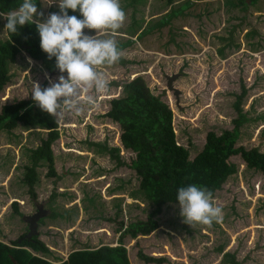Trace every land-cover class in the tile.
Listing matches in <instances>:
<instances>
[{"label": "rangeland", "instance_id": "374dc122", "mask_svg": "<svg viewBox=\"0 0 264 264\" xmlns=\"http://www.w3.org/2000/svg\"><path fill=\"white\" fill-rule=\"evenodd\" d=\"M40 1L38 11L47 19L49 8L57 3ZM186 1L172 0L175 14L169 16L167 0H120L126 21L116 39L119 49L125 45L120 49L123 56L101 69L108 88L99 95L86 93L85 100L87 95L94 97L92 105L59 124L60 137L52 146L57 175L46 177L47 168H37L35 200L23 177L30 165L29 150L46 137V130H26L20 123L11 131L0 130V241L11 245L27 229L23 216L33 214L35 205L43 202L49 213L38 222L39 239L62 258L78 248L115 245L123 232L121 222L125 228L146 219L152 207L138 186L139 178L132 169L118 166L103 148L118 146L122 160L131 158L121 146L119 126L103 115L109 99L122 96L121 85L136 75H142L150 91L168 103L176 141L189 147L190 159L202 149L207 132L219 135L234 127L236 94L243 84L248 92L241 107L250 119L240 127L237 145L264 150V0H245L246 6L241 0H191L192 5L184 7ZM4 29L5 19L0 17V40L7 37ZM85 33L95 34L87 29ZM8 71L11 80L0 92V107L29 99L33 82L48 87L60 75L50 76L24 51ZM174 73L179 74L172 83L178 99L167 87V76ZM230 161L237 172L214 197L223 210L222 222L193 229L183 223L178 204H165L158 228L150 235L131 239L132 246L130 237L124 236L130 264H158L139 259L138 250L164 258L159 264H230L224 252L235 253L240 264H264V175L246 168L239 155ZM114 191L120 197L115 198ZM73 197L81 198V212L65 208ZM78 215L80 229H95L86 234L70 226L74 232L68 244L51 236L55 230L50 226L73 223Z\"/></svg>", "mask_w": 264, "mask_h": 264}, {"label": "trees", "instance_id": "16d2710c", "mask_svg": "<svg viewBox=\"0 0 264 264\" xmlns=\"http://www.w3.org/2000/svg\"><path fill=\"white\" fill-rule=\"evenodd\" d=\"M22 2L23 0H0V12L6 14L16 10ZM33 2L39 10L41 1L33 0ZM240 2L246 6L245 0ZM167 3L171 6L173 2L167 0ZM183 5L188 7L192 5V1L187 0ZM231 5L235 6L234 3ZM49 11L59 12L58 4L51 6ZM172 12L171 6L169 16ZM69 15L82 18L79 12L72 10H69ZM168 20L169 18L165 21ZM6 23L5 20V25ZM6 33L7 37L0 40V92L11 80L9 64L14 63L22 51L31 59L39 61L46 71L57 70L55 58L49 60L41 49L40 36L35 24L26 25L15 34L7 31ZM121 88L123 95L109 99V109L103 116L119 126L121 146L131 152V158L128 162L122 160L118 146L111 148L103 146V148L116 160L118 166L132 169L139 178L138 186L152 207L147 212L146 219L133 221L131 226L125 228L121 222L120 227L123 232L119 234L115 246L105 244L95 248L76 249L71 251L65 260L57 259L58 257L52 255L51 249L39 239V236L27 239L25 237L27 226L25 232L11 241V245L0 241V264H130L127 248L123 242L124 236L128 235L135 239L138 236H148L156 230L157 219L162 213L163 206L169 203L178 204L176 195L180 187L189 184L204 186L211 190L215 197L216 192L220 191L228 179L237 172V166L230 161V157L236 155L240 156L246 168L255 169L264 175V150L237 145L239 129L250 119L245 115L247 111H243L241 107L248 92L243 84L241 91L236 94L234 106L237 116L233 120L234 127L230 130L224 129L219 135L213 131L207 132L202 149L192 159H190L189 147L176 141L171 108L167 102L150 91L143 76L136 75L125 81ZM19 123L26 130L35 128L46 130V137L39 145L29 150L30 165L25 166L26 172L23 177V182L28 187V194L35 200L37 198L35 185L39 181L37 168L45 166L46 177L57 175L52 146L60 137L59 125L49 114L42 112L36 106L32 97L1 105L0 130L11 131ZM11 204L16 203L13 201ZM223 255L229 256L230 264L241 263L236 259L235 253L224 252ZM136 256L145 263L164 262V258L146 255L142 250H138Z\"/></svg>", "mask_w": 264, "mask_h": 264}, {"label": "clouds", "instance_id": "9594fccd", "mask_svg": "<svg viewBox=\"0 0 264 264\" xmlns=\"http://www.w3.org/2000/svg\"><path fill=\"white\" fill-rule=\"evenodd\" d=\"M54 3L59 12L50 13L47 19H42L44 14L33 0H23L16 10L0 12V17L7 21L4 31L12 34L35 24L42 51L49 60L55 58V68L61 73L57 81L50 80V86L44 88L33 82L31 97L59 125L68 116L81 114L85 105H92L94 97L87 95L85 100L86 93L99 95L108 88L101 69L115 65L123 56L116 36L125 24L126 13L120 0H54L50 4ZM69 10L79 12L82 18L69 15ZM85 29L95 34H86ZM176 200L183 223L193 229L223 220V210L207 187H180Z\"/></svg>", "mask_w": 264, "mask_h": 264}, {"label": "crops", "instance_id": "0c3cea01", "mask_svg": "<svg viewBox=\"0 0 264 264\" xmlns=\"http://www.w3.org/2000/svg\"><path fill=\"white\" fill-rule=\"evenodd\" d=\"M85 174V172H83V174L82 175H79V177H83V175ZM74 175V173L72 174V175H69L70 177L71 176H73ZM90 176H93V175H90ZM74 177V176H73ZM66 178V177H65ZM68 178H66V180H67ZM101 179V178H100ZM80 179H76V180H74L73 179V181L75 182V183H77L78 181H79ZM66 182V181H65ZM73 182V183H74ZM75 183L74 184H72V185H75ZM67 189V188H66ZM68 190H70V191H72V190H74L75 191V189H71L70 187L68 188ZM76 192V191H75ZM56 194V193H55ZM79 194V193H78ZM77 194V195H78ZM104 194L106 195V190H105V192H104ZM122 194V193H121ZM104 195V197L106 198V197H110V196H105ZM112 195H115V198L116 197H120L119 195H120V192H118V191H114L113 192V194ZM75 196V195H74ZM74 199H72V200H70L69 201V203L71 204V205H67L65 208H76V209H78V212H81V201H80V199H79V201L77 200L78 199V197H73ZM131 200H135V199H131ZM44 203V202H43ZM68 203V204H69ZM49 211V210H48ZM80 215H81V213H80ZM82 219V218H81ZM60 222V221H59ZM80 223H82L81 221H80V216L78 215V217L76 218V221H74L73 223H70V222H68V221H65V222H62V224H60V225H57V224H55L54 225V227H52L51 228V226H50V228L49 229H53V230H55L54 232H52L51 233V236L52 237H54V238H57V237H59L60 238V240L62 241V242H64V243H69L70 242V239H71V234L70 233H72V235H73V232L74 231H72V227H74V229L75 230H78V231H80V233H86V234H88V232H90L91 230H93V229H95V228H93V227H90V229H80ZM70 226H72V227H70ZM87 226V225H86ZM55 228V229H54ZM91 228H93V229H91ZM102 228H104V227H102ZM104 230H105V232H106V234H108L109 233V230L107 229V228H104ZM83 231V232H82ZM117 230H115V232H116ZM50 232V231H49ZM96 232V231H95ZM94 232V233H95ZM100 232H102V231H98L97 233H100ZM117 233H119V232H117ZM53 235H57L56 237L55 236H53ZM146 237V236H145ZM131 239L132 238H130V240H129V245H131L132 244V242H131ZM76 243H78V242H76ZM80 244V243H79ZM110 245H112V244H110ZM126 246V245H125ZM132 246V245H131ZM127 247V246H126ZM79 249V248H78ZM127 249H129V247L127 248ZM53 251V250H52ZM51 251V252H52ZM65 254V253H64ZM69 254V253H68ZM68 254L66 255H64V257L62 258L61 256H58V258L57 259H62V260H65L66 258H67V256H68ZM52 255H54V253H52ZM55 256V255H54ZM62 256H63V254H62ZM57 257V256H56Z\"/></svg>", "mask_w": 264, "mask_h": 264}, {"label": "water", "instance_id": "95a60500", "mask_svg": "<svg viewBox=\"0 0 264 264\" xmlns=\"http://www.w3.org/2000/svg\"><path fill=\"white\" fill-rule=\"evenodd\" d=\"M247 2H249V0H247ZM56 74H61L58 69L49 72L50 76ZM178 76L179 74L177 73L167 76V87L169 90H173L176 99H178L179 91L173 87L172 83ZM35 209L36 211L33 214L23 216V220L28 226V231L25 235L27 239H31L32 236H38V222L39 220L46 217L49 213V211L44 208V203L36 204Z\"/></svg>", "mask_w": 264, "mask_h": 264}, {"label": "flooded vegetation", "instance_id": "af4514ba", "mask_svg": "<svg viewBox=\"0 0 264 264\" xmlns=\"http://www.w3.org/2000/svg\"><path fill=\"white\" fill-rule=\"evenodd\" d=\"M36 206V205H35Z\"/></svg>", "mask_w": 264, "mask_h": 264}]
</instances>
